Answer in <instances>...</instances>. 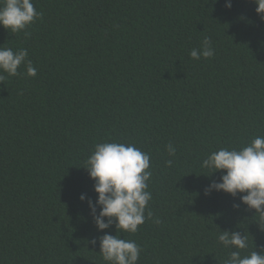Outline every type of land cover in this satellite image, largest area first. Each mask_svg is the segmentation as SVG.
Returning a JSON list of instances; mask_svg holds the SVG:
<instances>
[{
  "label": "trees",
  "instance_id": "16d2710c",
  "mask_svg": "<svg viewBox=\"0 0 264 264\" xmlns=\"http://www.w3.org/2000/svg\"><path fill=\"white\" fill-rule=\"evenodd\" d=\"M32 2L43 16L28 36L0 26V46L27 49L37 69L0 82V264H105L99 237L115 224L98 231L80 196L96 201L83 166L113 141L151 157L148 207L160 223L117 233L142 247L137 264H224V230L247 236L242 255L264 251V220L240 194L206 195L222 172L201 168L264 136V20L253 0ZM204 37L215 54L193 60Z\"/></svg>",
  "mask_w": 264,
  "mask_h": 264
},
{
  "label": "clouds",
  "instance_id": "9594fccd",
  "mask_svg": "<svg viewBox=\"0 0 264 264\" xmlns=\"http://www.w3.org/2000/svg\"><path fill=\"white\" fill-rule=\"evenodd\" d=\"M253 2L257 5V14L264 20V0ZM225 7H232L231 0H225ZM42 16L32 0H0V26L13 34L23 32L28 36L29 27ZM214 54L211 39L204 37L201 46L191 50L190 57L198 61L202 57L210 59ZM21 65L26 69L24 75H37V69L28 59L27 49L14 52L11 48L0 46V82L6 79L5 73L8 77L22 75L18 71ZM167 151L170 157H175L176 148L172 144L167 145ZM150 159L147 152L134 144L113 141L97 143L85 160L83 167L94 181L98 197L93 202L86 194H81L80 200H87L98 231L110 229L113 224L116 227L115 235L106 232L99 237V253L105 264H137L142 247L133 240L122 238L118 231L135 234L146 219L160 223L158 218H153L148 207L152 200V193L148 190L152 177ZM165 163L171 167L173 160ZM201 168L210 170L211 174L222 172L219 181H212L206 188V195L212 191H223L236 198L240 194V202L248 210H255V214L264 220V136H257L240 148H220L212 152L203 159ZM233 207L238 209L240 204ZM97 208L100 209L98 214ZM217 240L230 250L224 264H264V251L242 255L249 247L245 234L224 230L217 235ZM89 243L96 245L97 239L93 238Z\"/></svg>",
  "mask_w": 264,
  "mask_h": 264
}]
</instances>
